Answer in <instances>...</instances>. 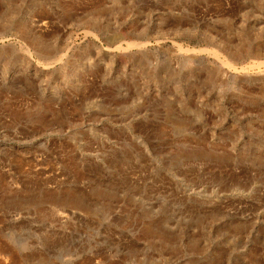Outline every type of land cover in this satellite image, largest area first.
<instances>
[{
    "label": "rangeland",
    "instance_id": "374dc122",
    "mask_svg": "<svg viewBox=\"0 0 264 264\" xmlns=\"http://www.w3.org/2000/svg\"><path fill=\"white\" fill-rule=\"evenodd\" d=\"M0 264H264V0H0Z\"/></svg>",
    "mask_w": 264,
    "mask_h": 264
},
{
    "label": "bare ground",
    "instance_id": "6f19581e",
    "mask_svg": "<svg viewBox=\"0 0 264 264\" xmlns=\"http://www.w3.org/2000/svg\"><path fill=\"white\" fill-rule=\"evenodd\" d=\"M122 49V46L121 45H119V46H117L116 48H114L113 50H115V51H119V50H121ZM194 50H190V49H187L186 50V52H193Z\"/></svg>",
    "mask_w": 264,
    "mask_h": 264
}]
</instances>
